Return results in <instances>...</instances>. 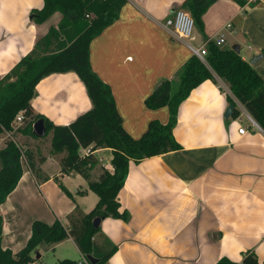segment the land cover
I'll list each match as a JSON object with an SVG mask.
<instances>
[{
    "label": "crops",
    "instance_id": "crops-1",
    "mask_svg": "<svg viewBox=\"0 0 264 264\" xmlns=\"http://www.w3.org/2000/svg\"><path fill=\"white\" fill-rule=\"evenodd\" d=\"M183 1L126 0L118 18L90 42L91 67L110 86L122 125L133 138H139L151 120L167 122L168 108H148L145 99L192 55L164 25ZM43 6L44 0H0V78L32 50L40 34L47 33L48 19L41 24L33 20V11ZM202 20L203 32L194 29L196 46L223 34L222 47L238 44L248 62L264 49V0H215ZM252 66L264 78L262 54ZM229 91L221 79L200 83L178 107L173 135L182 149L129 162L118 192L119 210L128 217L103 218L99 225L117 247L106 264H214L222 257L242 264L246 252L264 262V130ZM228 96L240 112L236 118L224 117ZM30 103L34 112L56 125L69 124L91 108L85 86L73 71L42 78ZM241 127L244 134L239 133ZM92 154L99 161L89 172L92 180L98 178L100 166L113 170L110 149L98 148ZM41 155V176L48 179L23 170L0 204L2 246L14 253L27 242L34 220L51 224L58 219L67 226L75 206L87 213L98 201L83 176L59 173L65 153ZM55 175L72 198L53 180ZM31 205L39 210L27 221L24 245L14 249L21 240V213L16 211ZM67 241L74 244L67 237L38 246L41 256L29 264H42L44 251ZM78 255L76 261H86L79 251Z\"/></svg>",
    "mask_w": 264,
    "mask_h": 264
},
{
    "label": "trees",
    "instance_id": "trees-1",
    "mask_svg": "<svg viewBox=\"0 0 264 264\" xmlns=\"http://www.w3.org/2000/svg\"><path fill=\"white\" fill-rule=\"evenodd\" d=\"M214 1L185 0L172 13L178 9L187 11L193 19L194 29L203 32L202 16ZM125 2L126 0H44L43 8L33 11V20L41 24L55 13H61V19L44 36L38 38L32 50L0 78V133L11 132L12 121L21 112L23 120L17 131L39 138L33 133L32 124L43 119L45 136L51 134L49 153H65L60 159L59 173L73 171L80 174L87 180L88 189L98 196L95 206L87 213L75 206L67 216V226L58 219L51 224L34 220L30 237L15 253L2 246L3 218L0 215V264H29L34 261L31 252L40 243H56L67 237L72 238L85 258L92 255L97 259L93 264H106L117 247L101 233L100 226L93 225V220L97 217L127 219V212L119 210L118 192L124 185L129 162L182 149L173 135L178 107L190 91L203 81H224L231 95L264 130V78L231 47L217 46L213 41H208L205 45L206 63L192 54L170 79L162 81L145 99L148 108H168L167 122L151 120L139 138L130 136L122 125L110 86L92 69L89 57L91 40L118 18L119 10ZM88 13L93 14V18L85 19ZM261 54L264 56V49ZM68 71L75 72L83 82L91 108L79 114L69 124L56 125L42 114L34 112L30 101L35 94L36 84L42 78ZM228 100L233 102L231 96H228ZM239 113L235 108L232 116L236 118ZM98 148L111 150L113 170L100 166L98 178L92 180L89 172L99 162L92 152ZM20 149L11 140H7L0 149V204L4 203L22 176ZM82 149H89V152L81 154ZM24 156L28 169L35 177L47 180V177L41 176L39 167L45 157H36L33 150L28 148H25ZM53 180L72 198V194L56 175ZM55 264L92 263L64 258ZM214 264L236 263L222 257ZM242 264L264 262L260 263L252 252H246L242 257Z\"/></svg>",
    "mask_w": 264,
    "mask_h": 264
},
{
    "label": "rangeland",
    "instance_id": "rangeland-1",
    "mask_svg": "<svg viewBox=\"0 0 264 264\" xmlns=\"http://www.w3.org/2000/svg\"><path fill=\"white\" fill-rule=\"evenodd\" d=\"M62 17L61 13H57L54 17L49 18V22H48V29L53 26V25H57L58 20H60ZM93 18V14L88 13L85 17V19L89 20ZM45 35V34H44ZM43 34L38 37L41 38L42 36H44ZM240 55H246V52L244 49H242L240 51ZM224 82V81H223ZM225 83V82H224ZM226 84V83H225ZM227 85V84H226ZM15 119V118H14ZM12 121V134L11 135H7L6 132L8 131H4L0 133V137L3 138L1 143H2V147L0 149H2L5 146V142L7 140H11L14 142V144H16L18 147H20L24 152H25V148H31L33 149V151L35 150L37 156L48 152L50 149V142H51V134L48 133L45 137H42L41 139H35L32 138L30 136H27L25 134H22L20 131H17V129L21 126V124H16L15 121ZM9 133V132H8ZM20 163H21V168H22V172L23 170H27L28 169V163L27 160L25 158V156H21L20 157ZM53 163H49L47 168L52 169L53 168ZM38 208L36 207V212L34 207L31 206H19V211H16L18 214L21 213V215L19 216L20 218V228H21V240L17 241L15 244H13L14 249H18L17 247L19 245H24L25 243V237L28 233V224L27 221L30 218V216L32 214H35L38 212ZM42 212V211H41ZM41 215H43L41 213ZM43 243H40L38 246L40 247ZM38 246L31 252V257L33 259H35L37 254H40L39 250H38ZM20 250V248H19ZM44 250V249H43ZM41 256V254H40ZM79 257L78 255V251L75 247V245L70 242L67 241L61 245H58L55 249H50L47 251L43 252V256L41 258V263L42 264H55L57 261L62 260L64 258H68V259H72V260H77Z\"/></svg>",
    "mask_w": 264,
    "mask_h": 264
},
{
    "label": "built area",
    "instance_id": "built-area-1",
    "mask_svg": "<svg viewBox=\"0 0 264 264\" xmlns=\"http://www.w3.org/2000/svg\"><path fill=\"white\" fill-rule=\"evenodd\" d=\"M165 27L169 29L171 34H173L177 39L184 41L188 48L190 49L191 53L195 56H197L203 63H206L205 55H206V43L208 41H213L215 45L222 46L225 42V36L223 34L219 35L218 37L214 38L213 40H206L201 45L196 46L192 42L194 40V22L191 17V15L183 10L178 9L175 10L171 16H169L164 23ZM230 24H227L226 27H229ZM230 92V91H229ZM23 120L22 113L19 112L15 116V123L21 124ZM250 121L253 126L257 127V124L254 120L250 118ZM246 132L244 127L239 128V133L244 134ZM21 156H24V151L22 149ZM83 154H87L89 152V149H83Z\"/></svg>",
    "mask_w": 264,
    "mask_h": 264
},
{
    "label": "water",
    "instance_id": "water-1",
    "mask_svg": "<svg viewBox=\"0 0 264 264\" xmlns=\"http://www.w3.org/2000/svg\"><path fill=\"white\" fill-rule=\"evenodd\" d=\"M236 53L240 52V47L238 44H233L231 47ZM261 57L260 55H254L252 58L249 60V64H254L259 58ZM235 109V103L230 102L224 112V117H230ZM32 131L33 133L39 137L42 138L45 136L46 133V128L44 125L43 119H38L32 124ZM101 218L97 217L93 220V225L94 226H99L100 225ZM36 258H39V254L36 255ZM86 260L90 263H96L97 259L94 258L92 255H87Z\"/></svg>",
    "mask_w": 264,
    "mask_h": 264
}]
</instances>
